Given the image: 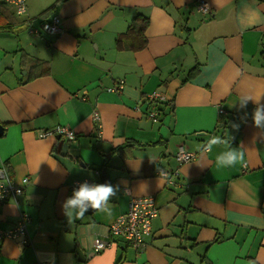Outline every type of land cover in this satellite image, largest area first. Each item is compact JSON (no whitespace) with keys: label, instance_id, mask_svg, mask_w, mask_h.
I'll return each mask as SVG.
<instances>
[{"label":"crops","instance_id":"1","mask_svg":"<svg viewBox=\"0 0 264 264\" xmlns=\"http://www.w3.org/2000/svg\"><path fill=\"white\" fill-rule=\"evenodd\" d=\"M205 1L210 13L195 0H27L24 15L0 1L10 25L0 29V167L30 179L0 206L2 229L27 214L30 242L0 239V264H264V136L256 104L238 107L243 95L264 105V0ZM56 15L61 33L30 31ZM145 17L147 42L135 47ZM157 91L164 99L150 97ZM60 124L77 137L40 135ZM213 136L244 163L218 168L224 145L201 150ZM65 142L78 157L62 154ZM181 145L191 160L177 159ZM104 168L120 189L112 214L90 208L69 222L62 203L73 183H104ZM163 169L179 174L168 181ZM143 195L159 208L146 245L115 238L96 251L95 238Z\"/></svg>","mask_w":264,"mask_h":264},{"label":"built area","instance_id":"2","mask_svg":"<svg viewBox=\"0 0 264 264\" xmlns=\"http://www.w3.org/2000/svg\"><path fill=\"white\" fill-rule=\"evenodd\" d=\"M2 2L11 4L15 7L17 14L24 15L27 11V0H0ZM199 10L203 13H210L211 9L205 0H198L197 2ZM31 32L42 33L46 32L49 34H59L64 30L63 20L59 16H54L50 20L42 22L38 26H31ZM123 81L120 82L119 86L122 87ZM113 87L112 89H116ZM151 98L164 99V95L159 92H154L150 95ZM224 108H220V113H224ZM156 110H152L149 116L156 120L158 118ZM94 120L98 128V133H101L100 124V113L98 111L94 112ZM40 135L42 137L47 135H60L64 140H73L77 137L74 129L67 125H57L53 128L43 130ZM195 154L187 150L183 145H181L177 151V159L182 163L191 160ZM6 168V174L2 172ZM97 173H100L99 170ZM160 175L166 177L168 181H172L173 177L179 174V171L171 173L169 170H160ZM6 176V179H5ZM83 181H87L92 184V180L85 179L79 180L73 183L72 188H78L79 184ZM30 182V179L26 176L23 177L21 182L17 181L9 173L6 166L0 167V206L8 200H16L24 192V187ZM159 208L156 204L155 196L153 195H143V196H132L129 202L128 210L121 213L109 226L108 237L98 236L94 240V249L96 251H102L107 247L111 246L115 238L125 242L135 249L139 250L143 248L148 238L152 235L153 230V220L158 215ZM27 214H23L20 221L9 229L0 228V239L4 240L6 238L17 239L20 238L23 243H29L30 237L27 229ZM46 264H55L54 262H47Z\"/></svg>","mask_w":264,"mask_h":264},{"label":"clouds","instance_id":"3","mask_svg":"<svg viewBox=\"0 0 264 264\" xmlns=\"http://www.w3.org/2000/svg\"><path fill=\"white\" fill-rule=\"evenodd\" d=\"M249 100H252L256 104L252 113L254 126L260 129V135L264 136V105L259 103L260 98L257 99L251 95H243L238 100V107L239 109L246 108ZM232 127L236 130L239 129V125L236 123H233ZM214 145H224L225 147V151L216 156V166L218 168L231 167L237 163H244V153L233 148L228 138L213 136L206 144L201 146V150L211 152ZM6 171V168L2 170L5 174ZM119 190L118 185H112L109 182L89 184L87 181H83L79 184L78 188L73 189L72 195L65 199L62 203V209L69 222L73 219L82 218L90 208L95 212H101L110 216L112 214V208L109 202L113 196L118 194Z\"/></svg>","mask_w":264,"mask_h":264},{"label":"trees","instance_id":"4","mask_svg":"<svg viewBox=\"0 0 264 264\" xmlns=\"http://www.w3.org/2000/svg\"><path fill=\"white\" fill-rule=\"evenodd\" d=\"M196 2H198V0H195ZM2 11H0V29H2L3 27H4V29H9V27H10V25H6L5 26V24H7V23H3V24H1V19H2V15H3V11H4V14H5V12H6V9L5 8H2L1 9ZM148 18H144V23L139 27V30L140 31H138L139 32V34H141L142 35V37H143V42H142V44L140 45V46H138V45H133V48H134V46L135 47H144L145 45H146V42H147V38L144 36V30L146 29V27H147V25H148ZM135 29H134V27L131 25V26H129L128 27V30L125 32V33H123L122 34V36H120L119 38H118V43H121V38H123L124 36H128L131 32H133ZM38 64L43 68V73H48L49 72V65H48V62L47 61H40V60H38ZM193 70V69H192ZM192 70H191V73H192ZM113 150H119V148H114ZM104 165H106V160H104V163H103ZM101 169V168H100Z\"/></svg>","mask_w":264,"mask_h":264},{"label":"water","instance_id":"5","mask_svg":"<svg viewBox=\"0 0 264 264\" xmlns=\"http://www.w3.org/2000/svg\"><path fill=\"white\" fill-rule=\"evenodd\" d=\"M2 129H3V127H2V125H0V134L2 133ZM57 138L60 139L61 138L60 135H57ZM67 153H69L73 157H78L79 150L78 149H71L70 148V143L69 142H65L64 145L62 146V154H67ZM101 175H102V179H103L104 183L110 181V177H109V175L107 173L106 168H104L102 170ZM90 210L94 211L93 209H90ZM81 259L83 260L84 258H81Z\"/></svg>","mask_w":264,"mask_h":264},{"label":"rangeland","instance_id":"6","mask_svg":"<svg viewBox=\"0 0 264 264\" xmlns=\"http://www.w3.org/2000/svg\"><path fill=\"white\" fill-rule=\"evenodd\" d=\"M157 92H159V93H161L162 95H163V93L162 92H160V91H157ZM74 140V139H73ZM177 157V156H176ZM189 161V160H188ZM2 167V166H1ZM99 172H100V170H99ZM171 173H173V172H171ZM174 177H176V176H174ZM173 177V178H174ZM85 180V179H84ZM71 189H72V192H73V188L71 187Z\"/></svg>","mask_w":264,"mask_h":264}]
</instances>
